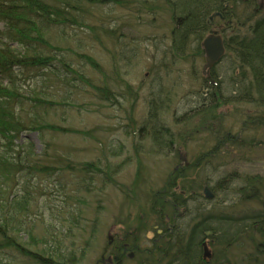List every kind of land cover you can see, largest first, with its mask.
<instances>
[{
  "label": "rangeland",
  "instance_id": "rangeland-1",
  "mask_svg": "<svg viewBox=\"0 0 264 264\" xmlns=\"http://www.w3.org/2000/svg\"><path fill=\"white\" fill-rule=\"evenodd\" d=\"M151 3L156 5L155 2ZM232 10L240 13L242 9L236 4ZM98 13L103 15L104 21L99 18L94 24L96 29L85 30L87 34L95 35L94 40L90 36L84 38L82 43L85 51L99 62L101 72L86 66L84 74L97 85L110 84L120 96H117L119 102L112 104L97 99L86 86H82L80 91L52 86L54 100L60 104L49 113V122L65 129L86 130L92 134L85 137L48 131L44 137L53 143V154L68 158L74 167L89 162L104 168L109 164L116 170V175L110 181L103 174H98L99 178L92 184L89 180L86 184L79 182V171L59 170L53 175H36V178L28 181L34 194L29 204L31 210L26 212L30 218L24 220L25 223L32 219L35 222L33 225L37 226L35 231L38 236L43 235L45 230H53L63 240L60 241L63 248L81 258L79 264H115L113 257L111 260L105 259V249L116 250L117 246L121 247L122 239L132 246L137 241L142 249H152L153 241H168L170 235L158 226L155 216H151V223L145 220L139 223V214L143 211L149 216L152 213L150 210L161 209L166 205L164 202L176 194L185 200L186 205L179 208L175 222L179 228L169 242L176 243L178 237L187 240L194 227L199 230L200 226L222 227L235 233L243 223L239 218L255 208L264 209V128H248L243 132V119L249 113L256 112L255 109L244 104L229 105L219 111V118L217 114H197L210 105L209 102L205 106L202 103L210 96L204 88L205 76L202 75L205 57L200 53L197 41L183 55L171 47L173 22L165 12H141L133 4L126 8H116L110 4L103 6ZM217 23L221 25L220 21ZM103 27L121 29L118 38L126 40L127 46L114 39L104 40ZM0 30H3L1 24ZM245 30L242 28V31ZM80 33L81 29H77L76 34ZM220 34L224 37V31ZM231 34L232 28L225 33L228 38ZM97 36L104 41V48L97 42ZM83 44L80 46L77 43L80 51L84 50ZM124 48L126 50L122 54ZM231 54L226 53L215 68L218 80L223 85V93L227 96L236 89L231 74L234 66ZM77 86L81 87V84ZM158 96L168 100L171 98L170 107L162 110L157 118L160 121L158 128L166 127L172 134L169 135L171 140H168L172 142L171 149L163 145L166 140L160 144L154 135H148L149 129H146L151 101ZM31 111L30 115L33 114ZM146 123L147 127L141 129ZM221 126L225 131L220 129ZM226 135L231 136V142L225 138ZM18 144H32L37 154L44 149L40 132L26 133ZM182 156L186 162L181 160ZM183 167L187 168L176 175V169ZM104 179L108 182L105 183ZM26 180L20 177L15 179L13 192H24ZM173 182L177 184L170 189L169 185ZM205 187L213 192L214 199L205 197ZM250 194L252 199L256 197L257 205L244 202L245 196ZM79 199L87 204H80ZM133 202L138 205L137 208L132 209ZM80 206L87 211L79 215ZM217 214L223 217L211 218V215ZM231 218L237 219L233 222ZM144 226H148V229L145 230ZM155 229L163 231L162 235L165 236L161 238ZM112 234L116 239L113 245L108 243ZM217 236L218 240L222 238L220 232ZM256 236L257 241L263 240L262 235L257 233ZM23 240L29 241V236L25 235ZM209 242L207 240L206 243L212 253V257L208 258L210 260L221 246L220 242H214V247ZM248 242L241 249L236 248L235 255L231 254L230 257L237 264H245L246 259L243 258L251 252ZM118 249L116 251L120 256L123 250ZM10 255L22 263L30 262L15 252ZM257 255L264 264V253ZM142 258L135 255L131 259L124 257L120 264H155L148 260L142 263ZM168 263L169 260L156 264Z\"/></svg>",
  "mask_w": 264,
  "mask_h": 264
},
{
  "label": "trees",
  "instance_id": "trees-1",
  "mask_svg": "<svg viewBox=\"0 0 264 264\" xmlns=\"http://www.w3.org/2000/svg\"><path fill=\"white\" fill-rule=\"evenodd\" d=\"M151 2H155L156 5ZM110 4L116 8H126L133 4L135 9L141 12L161 10L168 14L173 22L170 31L171 47L182 55L196 41L200 53L204 55L202 47L204 38L214 30H219L220 33L224 31L226 53L230 52L234 57L231 74L236 89L229 96L223 93L222 82L218 80L219 76L215 72L216 67L211 70L210 76L202 73L203 77L205 76L204 88L210 94L206 102L203 99L202 103L204 102L205 106L209 102L210 105L197 114L214 116L217 114L219 118V111L225 106L244 104L253 107L256 112L249 113L243 119V132L245 133L248 128H264V0H0V24L3 26V30H0V264L22 263L17 261L14 255H10L14 252L16 255L24 256L30 261L26 263L31 264H79L81 260L63 248L60 242L63 240L59 239L60 236L53 230L52 232L45 230L43 235L38 236L35 231L37 226L33 225L35 222L31 219L25 223L24 220L30 218L26 212L31 210L29 204L34 194V189L28 181L36 178V175H53L59 170L72 173L79 171L81 174L79 182L84 184L87 180L90 184L97 181L98 174H103L104 178L110 181L114 180L116 170L111 165L108 164L104 168L95 162H89L74 167L68 158L54 155L53 143L44 137L48 131L79 134L85 137H91L92 134L86 130L65 129L49 122V113L60 104L54 100L52 86L62 89L70 87L77 91L86 86L97 99L112 104L119 102L117 98L119 95L110 84L97 85L84 74L86 66L101 72L99 62L85 51L82 42L84 38L90 36L93 37L92 41L94 40L95 35H89L85 30L96 29L94 24L99 18L100 21H104L103 15L98 11ZM236 4L242 9L240 13H234L232 10ZM236 9L238 11V7ZM217 21H220L221 25ZM231 28L233 34L228 38L225 33ZM242 28L246 30L242 31ZM77 29H81L80 35L76 34ZM103 30L104 40L114 39L122 46H127L126 40L118 38L121 29L103 27ZM98 37L97 42L99 41L100 47L104 48V41ZM77 43L80 46L83 44V51L77 48ZM124 50L126 49L121 51L122 54ZM132 55L134 53L130 55V60ZM78 83L81 87L77 86ZM170 99L159 96L155 100L152 99L147 121L149 125L147 127L146 123V126L141 128L147 127L148 135H154L160 144L162 140H166L163 145L168 149L172 148V142L168 141L171 140L169 135L172 134L166 127H162L161 130L158 128L160 121L157 118L162 110L170 107ZM29 110H32V115ZM220 129L225 131L223 126ZM28 132H40L44 144L40 154L34 152L32 144H18L21 137ZM225 138L231 142V136L226 135ZM113 154L116 155V152ZM186 168H177L176 175ZM19 177L29 180L23 185L24 192L14 193V181ZM104 182L108 181L104 179ZM175 184L177 183H171L169 188ZM251 196L252 194L246 195L244 202L257 205L256 197H253L254 200ZM129 197L130 193L127 194L128 199ZM173 197L172 199L169 197L161 209H154V212L150 210L152 213L149 216L143 211L139 214V223L144 220L151 223V216H155L159 222L158 226L170 235L168 241L160 240L159 243L153 241L152 249H142L137 241L133 242L134 246L129 243L135 257H143L142 263L148 260L156 264L169 260L168 264H237L230 257L231 254L235 255L234 250L241 249L242 245L249 241L251 252L243 258L246 259L245 264H261L257 254L264 253V247L262 248L264 209L255 208L239 218L238 220H243V223L235 233L225 231L222 227L200 226L199 230L194 227L187 240L183 241V238L178 237L173 244L169 239L179 228L175 225L176 216L179 208L186 205L185 200L177 194ZM78 201L82 205L87 204L85 200ZM131 207L137 208L138 205L133 202ZM86 211V208L80 206L78 214ZM129 211L130 217L131 210ZM219 217L223 216L211 215L214 219ZM236 219L231 218L233 222ZM138 228L141 230V227ZM147 229L148 226L145 227V230ZM218 232L222 236L219 240ZM243 233H246V236H243ZM257 233L263 236L261 242L257 241ZM25 235L29 236L27 242L23 240ZM214 237L215 240L211 241ZM207 240H210L209 245L213 243V247L214 242L216 244L220 242L221 246L217 254L216 251L214 254L212 248L214 255L210 260L203 258V245ZM108 243H111L110 240ZM113 252V249H105V259L111 260Z\"/></svg>",
  "mask_w": 264,
  "mask_h": 264
},
{
  "label": "water",
  "instance_id": "water-1",
  "mask_svg": "<svg viewBox=\"0 0 264 264\" xmlns=\"http://www.w3.org/2000/svg\"><path fill=\"white\" fill-rule=\"evenodd\" d=\"M217 15L221 16V14ZM202 47L205 55V65L203 68V74L209 75L211 69L214 68L225 55L226 50L224 40L217 32H213L204 39V41L202 42ZM181 160L186 162V159L183 156L181 157ZM204 195L207 199H214V194L208 187H205ZM109 239L112 240L113 237L110 235ZM203 247V258H211L212 253L208 245L205 243Z\"/></svg>",
  "mask_w": 264,
  "mask_h": 264
},
{
  "label": "flooded vegetation",
  "instance_id": "flooded-vegetation-1",
  "mask_svg": "<svg viewBox=\"0 0 264 264\" xmlns=\"http://www.w3.org/2000/svg\"><path fill=\"white\" fill-rule=\"evenodd\" d=\"M155 230L158 231V234L161 235V238H163V237L165 236V234L162 235L163 231L158 230V229H155ZM112 240H114L113 243L116 241V239H115V234H114ZM122 240H123V241H122L123 243L120 244L121 247H119V246L116 247V250H117V248H120V249H118V251H119V250H123L122 254L119 256V255H118V252H117L116 250H114V252L112 253V257H113V259L116 261V263H121V262H123L124 257H127V258L131 259V256H132V255H135L133 249L130 248L129 243H128V242H125L126 239H122ZM115 252H116V253H115ZM133 259H134V258H133Z\"/></svg>",
  "mask_w": 264,
  "mask_h": 264
},
{
  "label": "bare ground",
  "instance_id": "bare-ground-1",
  "mask_svg": "<svg viewBox=\"0 0 264 264\" xmlns=\"http://www.w3.org/2000/svg\"><path fill=\"white\" fill-rule=\"evenodd\" d=\"M225 50H226V47H225Z\"/></svg>",
  "mask_w": 264,
  "mask_h": 264
}]
</instances>
